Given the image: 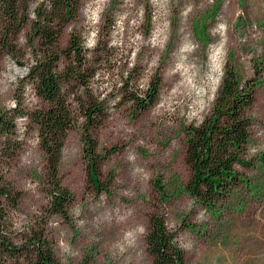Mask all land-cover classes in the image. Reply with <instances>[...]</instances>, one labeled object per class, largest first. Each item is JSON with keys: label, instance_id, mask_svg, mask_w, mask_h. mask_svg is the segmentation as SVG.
<instances>
[{"label": "rangeland", "instance_id": "obj_1", "mask_svg": "<svg viewBox=\"0 0 264 264\" xmlns=\"http://www.w3.org/2000/svg\"><path fill=\"white\" fill-rule=\"evenodd\" d=\"M1 31L0 109L12 117L45 107L26 78L34 53L30 25ZM71 32L83 39L94 92L109 100L108 117L93 131L102 189L88 181L82 129L75 127L58 165L72 201L66 217L50 214L47 156L35 125L16 117L6 141L0 132V182L19 193L15 207L5 206L17 241L40 232L60 264H151L144 235L148 215L159 211L185 264H264V0H82L60 47ZM226 65L244 80L263 67L248 110L245 155L252 166L237 165L246 183L209 208L186 192L184 127L210 113ZM131 68L141 90L160 79L156 102L135 116L131 102L118 96ZM17 142L20 148L6 154L7 144ZM157 177L168 194L163 206Z\"/></svg>", "mask_w": 264, "mask_h": 264}, {"label": "trees", "instance_id": "obj_2", "mask_svg": "<svg viewBox=\"0 0 264 264\" xmlns=\"http://www.w3.org/2000/svg\"><path fill=\"white\" fill-rule=\"evenodd\" d=\"M30 1L0 0V30L5 32L10 28L12 33H18L30 25L34 53L26 78L46 106L20 111L12 117L0 109V132L6 141L16 117L27 118L35 125L39 145L47 156L48 179L53 188L47 209L50 214L66 217L72 197L60 185L58 177L64 140L73 128L82 129V154L88 181L97 191L101 190L97 171L100 157L93 131L108 117L109 100L108 95L103 97L94 92L91 78L95 71L88 63L81 36L71 32L64 48L58 43L63 28L75 16L82 0H41L34 6ZM262 69L256 68L255 76L244 80L233 66L226 65L210 113L199 123L184 127L185 158L190 168L186 192L206 207L212 208L246 183L236 166H252L245 155L252 122L248 110L254 103ZM133 70L122 75L118 96L131 102V114L135 116L156 102L160 79L155 75L147 88L141 90L139 75L133 77ZM16 109L14 106L12 111ZM6 148V154L13 155L20 143L13 147L7 144ZM161 182L157 177L153 186L163 206L168 194ZM18 198L19 193L0 182V264H60L40 232L30 231L17 241L5 206L15 207ZM144 238L151 264H185L184 252L167 227L165 213L158 211L148 215Z\"/></svg>", "mask_w": 264, "mask_h": 264}]
</instances>
